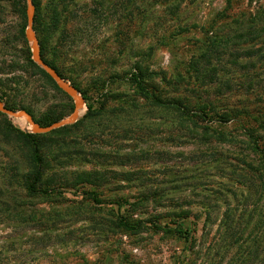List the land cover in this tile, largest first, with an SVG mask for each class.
<instances>
[{
    "label": "rangeland",
    "instance_id": "1",
    "mask_svg": "<svg viewBox=\"0 0 264 264\" xmlns=\"http://www.w3.org/2000/svg\"><path fill=\"white\" fill-rule=\"evenodd\" d=\"M33 3L42 59L83 104L74 122L47 133L0 114V264H261L264 171L247 165L245 128L261 125L253 136L264 148L263 50L247 54L248 43L217 64L194 59L208 30L231 34L236 13L264 0H231L222 13L226 0ZM26 28V0H0V78L10 88L1 98L49 126L74 102L29 65ZM135 62L143 77L132 76ZM138 85L187 110L156 106ZM227 110L238 121L210 125L226 138L202 129ZM187 111L206 119L196 123ZM20 132L43 134L35 137L43 162L35 195L26 190L33 164ZM140 198L148 202L128 205ZM181 210L188 215L178 219ZM120 217L157 219L190 236L149 223L134 233L117 226Z\"/></svg>",
    "mask_w": 264,
    "mask_h": 264
},
{
    "label": "trees",
    "instance_id": "2",
    "mask_svg": "<svg viewBox=\"0 0 264 264\" xmlns=\"http://www.w3.org/2000/svg\"><path fill=\"white\" fill-rule=\"evenodd\" d=\"M230 2L231 0H226V6L225 8L221 11V13L223 11H226L228 9V7L230 6ZM33 3V0H32ZM34 5V3H33ZM236 17L231 19V23L229 25H231L229 28H232L234 26V28L232 29V33H220L218 31H220L221 29L216 27L214 30H208L204 43L202 44L200 51L198 53V57L194 59V63L196 61H200L202 60L204 63H211L213 60L217 63L221 62L223 60V56L225 55H229V54H236L240 48H242V46L244 44H250V48L245 49L244 51L247 54H252L254 55L256 53V51H262V62L264 63V49H260V48H254V45H258L260 46L263 43V47L264 48V7H258L255 10H250L248 12L244 11V12H237L236 13ZM234 16V15H233ZM234 23V24H233ZM229 25H226L225 27L228 28ZM24 44H25V48L27 49V61L29 63V65H32L33 68H35V70L38 72H41L42 74H44L47 78H49L51 80V78L39 67L37 66L32 60H31V53L30 50L28 48L27 45V41L23 40ZM258 41H260V43H258ZM243 42V43H240ZM39 46H40V54L42 57V50H41V45H40V41L38 40ZM258 43V44H256ZM254 44V45H253ZM44 60V59H43ZM44 62L48 65H50L47 61L44 60ZM250 62H248L247 64H249ZM246 64V66H247ZM52 66V65H50ZM52 68H54L58 74L63 77V74L54 66H52ZM133 72L132 76L133 77H143L144 76V72L140 66L139 62H135L133 65V69L131 70ZM198 72H201V69H198ZM5 81L6 79H1L0 78V102H3V99L1 98V95H3L2 97L6 96V90L10 89L8 88V86L5 85ZM51 82H53V80H51ZM53 84L55 85L56 88H58L56 86V84L53 82ZM15 85V84H14ZM142 90L144 89V95L146 97H148L153 104H155L156 106H166L168 108H172L174 110H187L186 107L182 106V103L180 101H173V100H168V101H163L160 96L158 95H154L150 92H148L147 88H143L142 86L138 85ZM11 87V86H9ZM236 88V87H234ZM59 89V88H58ZM217 93L220 94L219 91H216ZM4 104L7 108L15 110L13 106L9 105L8 102L4 101ZM21 110H25L27 113H29L31 115V111H29V109L26 108H21ZM1 114V113H0ZM183 116L188 117V118H192V119H196V123L199 122H204L205 118V114H203L202 112L197 113V114H192L190 112H182L181 113ZM4 115V114H3ZM239 114L237 112H233L231 110H227L226 112H219L217 113L216 118H214V120H210L209 123L207 121L208 125H204L202 126L203 130H210L212 129V132L216 135V137L218 138H226L227 135L225 133H223L221 130H217V129H213L212 127H210L211 123H222L225 124L226 122L229 121H235L237 116ZM6 116V115H5ZM34 119V118H33ZM201 119V121H200ZM35 120V119H34ZM238 121V120H236ZM239 121H241L239 119ZM35 122L37 123V121L35 120ZM42 126V125H41ZM261 127V125L259 124H255V126H251L250 128H245L246 132L249 134H247L246 136H248V138H246L245 136V140L247 141L248 144L251 145V154L249 156V163L247 164L250 169L255 170V161H258L257 164L261 165L260 169L257 170H261L262 172L264 171V148L258 149L259 145H258V141L259 139L256 138L255 136H253L254 133H256L259 128ZM21 135L24 137V139L27 142V145L29 146L30 152H31V161L33 164V170L31 175H29V177L27 178V185H26V190L27 193L29 195H35L38 193V185L41 181V177L43 174V162H42V157L41 154L39 152V145L37 144V139L35 137L37 136H42L43 134H31L29 132H20ZM261 137V136H260ZM254 142H252V141ZM261 157V159L259 158ZM263 164V165H262ZM45 193V192H44ZM148 202L147 199H138L135 202H129L128 205L131 206H139V205H143L146 204ZM188 215V211L185 210H181L178 214H177V218H181V217H187ZM207 219V218H206ZM149 223L150 227L155 229V230H160V231H173L176 234H178L179 236H183L185 239L188 240L189 236H190V232L187 230H182L181 228L178 227H169L167 225H169V223H165L164 225H160L158 223L157 219H150V220H142V219H138L135 221V223H129L126 220H124L123 217H120L117 223V226L121 227L124 230L127 231H131V232H137L139 231L142 226H146V224ZM261 264H264V257L261 258Z\"/></svg>",
    "mask_w": 264,
    "mask_h": 264
},
{
    "label": "water",
    "instance_id": "3",
    "mask_svg": "<svg viewBox=\"0 0 264 264\" xmlns=\"http://www.w3.org/2000/svg\"><path fill=\"white\" fill-rule=\"evenodd\" d=\"M26 18H27V28L25 30V38L30 45L31 49V59L39 66L56 84V86L62 90L66 95L73 99L74 110L66 118L55 122L49 126H41L36 123L32 115L27 113L25 110H12L5 106L3 102H0V113L6 115L10 119L22 120L27 127H30L31 133H47L53 129L62 127L69 123L74 122L80 112V108L83 104V98L80 96L77 89L72 86L68 81L62 78L58 72L52 68V66L46 64L40 54V46L38 39L33 30V20H34V5L32 0H26Z\"/></svg>",
    "mask_w": 264,
    "mask_h": 264
},
{
    "label": "bare ground",
    "instance_id": "4",
    "mask_svg": "<svg viewBox=\"0 0 264 264\" xmlns=\"http://www.w3.org/2000/svg\"><path fill=\"white\" fill-rule=\"evenodd\" d=\"M81 108H82V106H81ZM80 110H81V109H80ZM17 120H19V119H17ZM19 121H20V122H23L22 120H19ZM23 123H24V122H23ZM24 125H25V127H24L25 129H26V128H27V129L30 128V127H27L25 123H24Z\"/></svg>",
    "mask_w": 264,
    "mask_h": 264
}]
</instances>
